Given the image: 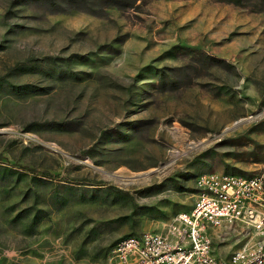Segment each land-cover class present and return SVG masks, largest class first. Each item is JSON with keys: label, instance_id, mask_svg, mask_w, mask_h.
Here are the masks:
<instances>
[{"label": "rangeland", "instance_id": "374dc122", "mask_svg": "<svg viewBox=\"0 0 264 264\" xmlns=\"http://www.w3.org/2000/svg\"><path fill=\"white\" fill-rule=\"evenodd\" d=\"M63 5L0 0V264H106L196 174L264 170V1ZM245 229L209 227L213 254Z\"/></svg>", "mask_w": 264, "mask_h": 264}, {"label": "built area", "instance_id": "2783aa9c", "mask_svg": "<svg viewBox=\"0 0 264 264\" xmlns=\"http://www.w3.org/2000/svg\"><path fill=\"white\" fill-rule=\"evenodd\" d=\"M191 206L158 230L118 238L106 264H264V170L243 176L219 171L194 177ZM241 223L247 240L227 256L212 252L209 227Z\"/></svg>", "mask_w": 264, "mask_h": 264}, {"label": "trees", "instance_id": "16d2710c", "mask_svg": "<svg viewBox=\"0 0 264 264\" xmlns=\"http://www.w3.org/2000/svg\"><path fill=\"white\" fill-rule=\"evenodd\" d=\"M96 1H99V0H96ZM100 1H105L107 3H110V4H116L117 1H120V0H100ZM223 1H227V2H231L233 4H240L242 2V0H223ZM261 1H264V0H261ZM92 0H64V5L62 8L66 9V8H74V6H86V8L88 10H91V7L89 5V3H91ZM206 58H208L211 62V64H215V65H218V64H221L223 63L222 60L220 59H217V58H214L212 56H206ZM54 127L58 128V129H64L66 128L65 125L63 124V122H57V123H52Z\"/></svg>", "mask_w": 264, "mask_h": 264}]
</instances>
